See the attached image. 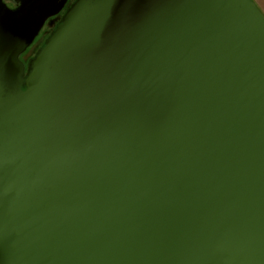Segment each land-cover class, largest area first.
<instances>
[{
  "label": "water",
  "instance_id": "1",
  "mask_svg": "<svg viewBox=\"0 0 264 264\" xmlns=\"http://www.w3.org/2000/svg\"><path fill=\"white\" fill-rule=\"evenodd\" d=\"M65 2L0 22V264H264L258 6L73 0L24 71Z\"/></svg>",
  "mask_w": 264,
  "mask_h": 264
},
{
  "label": "flooded vegetation",
  "instance_id": "2",
  "mask_svg": "<svg viewBox=\"0 0 264 264\" xmlns=\"http://www.w3.org/2000/svg\"><path fill=\"white\" fill-rule=\"evenodd\" d=\"M25 1L31 2V0H0V22L3 21V15H5L8 12H15L20 9L22 6V3ZM38 1V0H34ZM41 1V0H40ZM73 2V0H66L63 8L54 14L53 16L47 18L43 24L41 25L37 35L34 37L33 41L30 45H28L24 51H22L18 58L20 61L24 63V71H26L27 67V61L34 56L36 51L43 45L46 37L48 34L54 29L55 25L58 23L61 16L64 14V12L67 10V8L70 6V4ZM33 52L26 56L27 52L33 47Z\"/></svg>",
  "mask_w": 264,
  "mask_h": 264
},
{
  "label": "rangeland",
  "instance_id": "3",
  "mask_svg": "<svg viewBox=\"0 0 264 264\" xmlns=\"http://www.w3.org/2000/svg\"><path fill=\"white\" fill-rule=\"evenodd\" d=\"M264 14V0H252Z\"/></svg>",
  "mask_w": 264,
  "mask_h": 264
}]
</instances>
